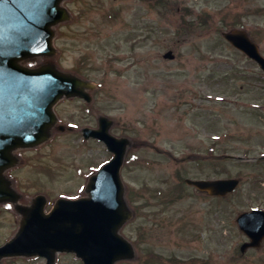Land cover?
Masks as SVG:
<instances>
[{
	"label": "rangeland",
	"instance_id": "374dc122",
	"mask_svg": "<svg viewBox=\"0 0 264 264\" xmlns=\"http://www.w3.org/2000/svg\"><path fill=\"white\" fill-rule=\"evenodd\" d=\"M72 16L55 28L57 54L48 62L96 85L92 102L61 100L59 124L71 130L22 151L9 178L29 204L46 195H84L91 174L113 157L104 143L84 141L100 116L126 137L121 175L133 218L121 234L136 249L116 264H264V242L247 241L236 219L264 209V72L223 37L246 29L264 55V0H68ZM168 51L175 59L165 60ZM240 179L235 193L213 198L186 179ZM0 205V246L20 225ZM37 258L1 264H45ZM54 264H84L59 253Z\"/></svg>",
	"mask_w": 264,
	"mask_h": 264
},
{
	"label": "water",
	"instance_id": "95a60500",
	"mask_svg": "<svg viewBox=\"0 0 264 264\" xmlns=\"http://www.w3.org/2000/svg\"><path fill=\"white\" fill-rule=\"evenodd\" d=\"M62 1L0 0V203L19 199L3 175L17 162L13 151L47 141L57 122L55 104L63 96L87 97L84 87L93 88L75 75L60 72L51 63L38 69L20 64L29 58L55 54L53 26L70 19L60 6ZM225 37L264 69L257 46L244 31L225 33ZM174 57L171 51L165 55L166 59ZM99 122V129L84 130L85 138H99L115 157L91 177L88 197L59 199L49 214L44 210V196L35 197L30 207L19 206L17 209L23 215L20 229L0 247V262L5 258L40 256L47 259V264H53L59 252L76 253L85 264H116L134 258L132 244L120 235L122 226L132 218L120 175L130 142L109 132L113 122L108 118L101 117ZM186 182L217 197L228 195L239 184L234 179ZM237 222L251 238L243 250L260 247L264 239V212L242 213Z\"/></svg>",
	"mask_w": 264,
	"mask_h": 264
}]
</instances>
